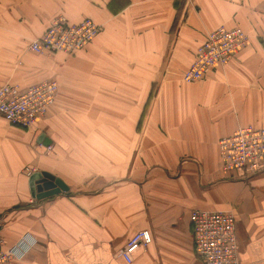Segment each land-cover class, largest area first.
I'll list each match as a JSON object with an SVG mask.
<instances>
[{
	"label": "crops",
	"instance_id": "1",
	"mask_svg": "<svg viewBox=\"0 0 264 264\" xmlns=\"http://www.w3.org/2000/svg\"><path fill=\"white\" fill-rule=\"evenodd\" d=\"M58 16L99 33L72 56L30 52ZM218 27L247 47L183 82ZM46 80L58 94L34 127L0 117V237L18 250L5 264H201L192 211L233 214L238 264H264V166L224 172L218 149L264 128V0H0V85ZM26 170L67 190L34 199ZM142 231L151 242L128 263Z\"/></svg>",
	"mask_w": 264,
	"mask_h": 264
},
{
	"label": "built area",
	"instance_id": "2",
	"mask_svg": "<svg viewBox=\"0 0 264 264\" xmlns=\"http://www.w3.org/2000/svg\"><path fill=\"white\" fill-rule=\"evenodd\" d=\"M99 33L90 19L69 23L63 16L54 18L44 32L28 46L39 55H75ZM248 45V36L239 28L218 27L210 31L196 49L194 60L183 73L188 84L202 81L211 71L225 66ZM56 81L46 80L21 89L18 84L0 85V117L10 126L30 129L54 104ZM221 168L227 173L251 175L264 166V128L241 127L218 142ZM29 176L31 171L26 170ZM193 253L201 264H238V243L234 215L230 212L192 211L189 216ZM151 242L147 231L136 233L120 251L128 263L140 246ZM17 247H6L0 237V264L17 257Z\"/></svg>",
	"mask_w": 264,
	"mask_h": 264
},
{
	"label": "water",
	"instance_id": "3",
	"mask_svg": "<svg viewBox=\"0 0 264 264\" xmlns=\"http://www.w3.org/2000/svg\"><path fill=\"white\" fill-rule=\"evenodd\" d=\"M29 190L32 198L41 200L66 191V186L52 175L34 173L29 177Z\"/></svg>",
	"mask_w": 264,
	"mask_h": 264
}]
</instances>
